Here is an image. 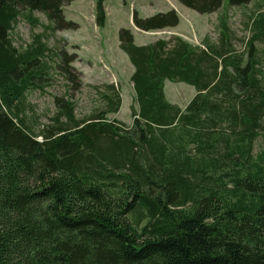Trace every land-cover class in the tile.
<instances>
[{
	"label": "trees",
	"instance_id": "obj_1",
	"mask_svg": "<svg viewBox=\"0 0 264 264\" xmlns=\"http://www.w3.org/2000/svg\"><path fill=\"white\" fill-rule=\"evenodd\" d=\"M74 1L0 0V264H264V152L254 154L264 131L254 46L264 14L246 59L231 55L225 23L221 48L179 36L138 46L122 29L132 124L109 121L122 101L108 85L96 116L78 120L74 104L55 98L51 124L35 128L27 95L48 80L49 48L39 38L19 51L11 33L20 10L34 26L33 14H44L52 32L75 28L64 17ZM106 1L96 0L99 27ZM177 1L200 14L223 4ZM132 20L143 32L180 24L174 10ZM166 81L195 88L185 109L167 100Z\"/></svg>",
	"mask_w": 264,
	"mask_h": 264
},
{
	"label": "rangeland",
	"instance_id": "obj_2",
	"mask_svg": "<svg viewBox=\"0 0 264 264\" xmlns=\"http://www.w3.org/2000/svg\"><path fill=\"white\" fill-rule=\"evenodd\" d=\"M96 0H76L64 7L66 22L75 23V28L56 32L49 31L47 17L35 12L38 26L28 21L27 12L21 17L11 33L14 46L25 50L41 38L48 48L46 59L50 65L48 80L39 91L28 93V102L33 108L35 128L51 124L56 114L55 98H65L75 106L78 120H88L106 110L105 92L108 85L119 90L121 108L117 114L108 115L109 121L118 120L131 125L132 107L135 106V90L132 83L134 67L128 55L120 49V31L127 29L136 38V45L151 44L161 39L179 36L193 47H204L205 40L211 46L221 48L223 23L228 27L229 40L234 52L232 56L248 57L249 42L254 38L257 19L264 14V0H252L247 4L233 5L223 0L222 7L214 13L200 14L177 0H107L105 2L106 23L99 27L96 19ZM174 10L180 24L171 29L142 32L134 27L133 14L150 18L159 13ZM182 20V21H181ZM64 27L66 28L65 24ZM176 34V35H174ZM259 68L264 73V40L254 42ZM64 61V62H63ZM167 100L185 109L196 95L193 86L184 82L166 81ZM108 121V122H109ZM264 152V131L258 137L254 154Z\"/></svg>",
	"mask_w": 264,
	"mask_h": 264
},
{
	"label": "crops",
	"instance_id": "obj_3",
	"mask_svg": "<svg viewBox=\"0 0 264 264\" xmlns=\"http://www.w3.org/2000/svg\"><path fill=\"white\" fill-rule=\"evenodd\" d=\"M78 1V0H77ZM182 21V20H181ZM171 30H173L175 33H177V31L174 29V28H172ZM139 33L141 34L142 32H140L139 31ZM174 35H176V34H174ZM134 39H135V42H136V38H135V36H134ZM151 43H153V42H151ZM146 44H143V45H140V46H145Z\"/></svg>",
	"mask_w": 264,
	"mask_h": 264
}]
</instances>
